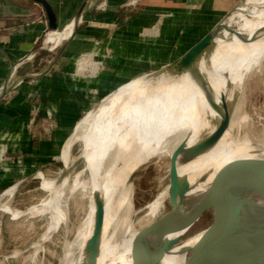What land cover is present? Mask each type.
<instances>
[{
    "label": "bare ground",
    "instance_id": "obj_1",
    "mask_svg": "<svg viewBox=\"0 0 264 264\" xmlns=\"http://www.w3.org/2000/svg\"><path fill=\"white\" fill-rule=\"evenodd\" d=\"M70 31L71 25L64 31L62 38L68 37ZM50 40L53 41L54 37H50ZM207 55L208 59L205 58ZM194 72L199 81L209 82L214 95L204 92L186 71L149 74L122 84L78 122L63 153L70 151L77 139H84L83 155L88 159L87 169L91 172L86 183L90 188L91 204L79 255L68 259L66 264L83 259L81 255L94 224L96 207L93 192L101 195L105 205L103 235L109 224L114 228L120 227L118 215L126 207L125 221L121 225L126 227V231L115 241L105 242L102 235L96 264H133L129 255L130 241L137 231L129 224L136 212L132 203L133 172L154 154L167 153L171 156L173 150L167 149L166 144L175 134L186 137L187 145L190 146L201 136L212 133L220 119L212 103H218L221 96H225L227 103H234L229 129L213 148L178 166L179 176L188 177L192 184L190 194L202 191L214 173L229 161L264 156V136L256 142L238 136V130L247 120L240 109L245 97V82L251 75L264 73V0H243L239 3L225 19L214 50L210 52L205 49L196 55ZM207 172L209 174L204 182L199 183L200 177ZM78 185L86 186L76 179ZM58 186L53 180L43 183V187L49 190ZM12 191L8 190L5 194H11ZM167 199L168 189H165L146 205L145 217H157L156 214ZM263 200L262 196L256 195L252 205L244 203L243 209L248 210L252 206V213L257 216L264 208ZM53 202L54 199H50L42 207H32L30 212L35 215L46 213ZM3 208L11 213L9 206ZM12 213L18 216L19 212ZM201 233L174 246L160 264L181 263L186 257L182 253L183 248L194 245ZM244 243L248 247L250 241Z\"/></svg>",
    "mask_w": 264,
    "mask_h": 264
},
{
    "label": "crops",
    "instance_id": "obj_2",
    "mask_svg": "<svg viewBox=\"0 0 264 264\" xmlns=\"http://www.w3.org/2000/svg\"><path fill=\"white\" fill-rule=\"evenodd\" d=\"M238 1L47 0L58 25L51 29L38 0H0V88L14 65V77L41 72L64 45L47 74L17 84L0 99V197L32 179L37 166L46 165L47 144L56 147V134L69 132L116 73L140 72L158 59L161 66L175 61L193 45L180 54L177 45L185 32L202 22L220 21ZM83 5L76 33L66 42L62 34ZM53 50L43 65L37 55ZM175 53L179 55L172 57ZM144 59L150 66L137 64ZM49 112L56 127L54 135L44 139L48 132L41 125Z\"/></svg>",
    "mask_w": 264,
    "mask_h": 264
},
{
    "label": "water",
    "instance_id": "obj_3",
    "mask_svg": "<svg viewBox=\"0 0 264 264\" xmlns=\"http://www.w3.org/2000/svg\"><path fill=\"white\" fill-rule=\"evenodd\" d=\"M46 9L51 29H57L56 15L47 0H38ZM243 0L227 13L221 21L200 40L193 44L175 61L164 65L152 74L181 73L186 71L192 79L206 92H215L208 81H199L194 72L195 57L202 50L212 52L217 45V37L225 19ZM87 3V2H86ZM86 5V4H85ZM85 5L69 24L71 31L66 42L75 35ZM64 45L61 46L50 64L41 72L14 77L16 65L5 84L0 88V99L9 94L15 86L29 79H37L49 72L59 58ZM209 58V55L205 57ZM151 74V75H152ZM104 99V98H103ZM220 114L216 128L210 134L201 136L194 144L188 146L186 137L173 150L170 157V183L168 199L170 208L147 225L137 229L129 245V255L133 264H160L164 256L184 239L199 232L200 238L192 246L183 248L185 259L179 264H264V208L254 216L252 206L243 209V204L252 205L253 197L264 198V156L259 158H237L218 169L206 187L195 194L188 177H180L178 166L187 163L217 144L229 129L234 103H227L221 96L218 103H212ZM138 168L133 172L132 179ZM207 172L200 177L204 182ZM64 177V173L61 179ZM95 202L94 224L91 235L86 240L82 261L74 264H96L101 249V240L105 221V205L97 192H93ZM212 214L211 222L202 230L193 232L194 227L206 214ZM246 230V231H240ZM250 241L248 247L244 242Z\"/></svg>",
    "mask_w": 264,
    "mask_h": 264
},
{
    "label": "rangeland",
    "instance_id": "obj_4",
    "mask_svg": "<svg viewBox=\"0 0 264 264\" xmlns=\"http://www.w3.org/2000/svg\"><path fill=\"white\" fill-rule=\"evenodd\" d=\"M220 21L212 23L202 22L201 26L196 25V30L185 32L177 45L180 54L211 31ZM55 52L56 50H53L51 53L40 52L37 57H42V64L46 65L51 55H54ZM178 55L179 53H175L171 56L176 57ZM153 60L154 58L151 61ZM158 60L154 65L152 64V68H147L140 72L127 74L125 73L126 70L120 74L116 73L114 80H111V84L106 86L104 94L97 96L90 103L89 109L76 119L74 125L70 127L69 132L56 134L57 138L54 139L56 140V147L54 142L47 144L46 149L43 151V158L48 160L46 165L37 166L38 171L33 173L34 177L32 179L17 186L11 194H5L0 198V264H66L68 259L79 255L78 250L85 238L87 228L84 225L91 204L89 198L90 188L86 184L90 179L91 172L87 169L88 159L83 155L85 149L84 139L81 138L79 141L77 139L70 147V151L68 150L63 153L64 146L67 144V140L74 132L78 122L88 112L98 107L102 103L103 98H106L114 90L122 84L128 83L131 79L152 74L160 69L163 66H161L163 61ZM137 64H144L143 67H147L150 66L151 62H148V59H144L137 62ZM253 76L255 77L253 78ZM263 76L264 73L255 74L250 76L252 81L250 77L246 80L244 85L245 97L240 108L242 115L246 116L247 120L242 125L244 128L241 126L238 130V136L254 142L264 136ZM249 81L250 83H248ZM49 122L53 123V128L50 132L43 133L44 139H48L54 135L52 132L56 127L54 115L51 119L48 116L43 117L41 127L44 128ZM183 139L184 137L181 134L171 136L166 144L167 149L174 150ZM157 154L147 159L140 166L141 168L138 167L137 173L132 179V203L135 205L136 212L129 224L134 229H140L152 220L145 217L147 212L146 205L156 199L162 191L164 192L165 189H168L167 187L170 183L169 169L171 156L167 153ZM62 173H64V177L61 179ZM76 179L87 187L85 186L84 188L83 185L76 186ZM46 180H53L59 186L54 190L45 189L43 183ZM62 182H65L64 185L60 184ZM71 187L74 189H71ZM52 197L54 202L49 207V211L36 215L30 212L32 207H42L43 203L50 201V199L53 200ZM5 206H9L11 213L3 208ZM169 208V199H167L155 218L160 217ZM125 209L126 207L118 215L120 227L114 228L112 224L107 226L103 235L105 242L119 239L126 231V227L121 226L124 224L126 217ZM13 211L19 212L18 216H14ZM211 220L212 214L206 213L194 227L193 232L202 230ZM50 225L54 227H50ZM65 236H68V238Z\"/></svg>",
    "mask_w": 264,
    "mask_h": 264
},
{
    "label": "built area",
    "instance_id": "obj_5",
    "mask_svg": "<svg viewBox=\"0 0 264 264\" xmlns=\"http://www.w3.org/2000/svg\"><path fill=\"white\" fill-rule=\"evenodd\" d=\"M136 1H137V0H136ZM102 6H103V5H101V6H99V7L102 8ZM101 65L103 66V63H102V62H101ZM47 116H48L49 119H51V118L53 117V114H52L51 112H49V113L47 114ZM31 121H34V118H32ZM44 128H45V130H46L47 132L51 131L52 128H53V123H52V122H49V123L47 124V126H45Z\"/></svg>",
    "mask_w": 264,
    "mask_h": 264
}]
</instances>
